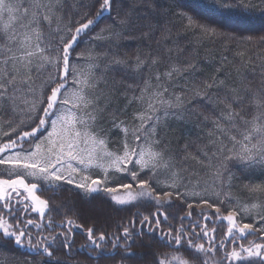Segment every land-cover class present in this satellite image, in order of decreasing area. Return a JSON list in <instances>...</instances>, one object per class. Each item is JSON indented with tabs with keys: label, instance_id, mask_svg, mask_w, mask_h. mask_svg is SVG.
Returning a JSON list of instances; mask_svg holds the SVG:
<instances>
[{
	"label": "snow or ice",
	"instance_id": "obj_1",
	"mask_svg": "<svg viewBox=\"0 0 264 264\" xmlns=\"http://www.w3.org/2000/svg\"><path fill=\"white\" fill-rule=\"evenodd\" d=\"M200 6L226 11L234 0ZM259 6L264 14V0ZM70 7L0 0V247L28 248L34 264H69L81 254L76 264H264V200L233 203L230 192L233 168L264 169V77L239 88L200 80L197 64L173 59L165 19L227 43L252 37L220 30L182 0L163 11L158 0H78L74 14ZM126 39L140 41L134 57L120 54ZM93 41L100 50L85 67L76 49ZM116 75L126 85L124 108L110 106ZM182 113L203 115L204 127L211 120L192 156L212 170L210 183L190 178L189 145L173 153L160 137L162 123ZM63 193H103L129 215L88 225L75 203H54Z\"/></svg>",
	"mask_w": 264,
	"mask_h": 264
},
{
	"label": "trees",
	"instance_id": "obj_2",
	"mask_svg": "<svg viewBox=\"0 0 264 264\" xmlns=\"http://www.w3.org/2000/svg\"><path fill=\"white\" fill-rule=\"evenodd\" d=\"M76 2L78 0H68L71 6L70 12L73 14L76 12ZM88 2L90 0H85V3ZM158 2L162 6L163 11L166 10L165 6L171 5L172 0H158ZM209 2L210 0H182L185 10L192 13H203L212 21L222 25L223 27L220 30L227 31L230 34L240 33L245 37L250 36L252 40L227 43L219 38H211L199 32L193 34L191 30H183L180 21L175 16H171L165 19V23L170 20L172 28L171 40L165 43L172 47L173 59L181 65L188 62L197 64L199 70L196 75L200 80L210 81L213 77H218L217 83L224 81L229 86L234 85L239 88L248 85L249 81H252L253 86H255V84L259 83L261 77H264V42L259 40V37L264 35V14H261L260 0H234V6L226 11L200 6L201 4L207 5ZM125 3L130 4L131 0H125ZM246 4H252L256 7L245 8L244 5ZM107 22V20L104 21V23ZM100 26L103 27V24ZM213 26H216V24H213ZM96 31L98 32L99 29L97 28ZM101 43L102 41H93L92 44L83 42L76 49L77 53H83L81 63L85 67L90 59L89 54L95 55L100 50L95 46ZM121 43L123 45L119 49L121 55H126L129 58L136 55L137 48L140 45L139 40L126 39ZM147 75L146 73V77ZM151 76L154 82L155 70H153ZM120 80V76L116 75L114 84L110 85L116 90L110 98V106L112 108H124L128 103L123 91L126 85L122 84ZM183 87L184 85L181 84L177 91H181ZM226 90L223 89V91ZM128 95L130 97L131 93L129 92ZM137 95H139V91H137ZM138 106L137 104L129 108V113L131 114L134 108ZM214 107L218 111L222 105H214ZM2 123L3 121H0V124ZM203 124V115L198 120L197 116L182 113L178 118H170L166 126L162 123L160 137L173 153L180 152L186 144L189 145L187 152L190 155H188L185 165L189 173H194L190 178L193 182L199 180L201 183L205 181L210 183L212 170L198 164L192 158L194 155L198 156L202 151V145L207 143L208 129L212 126L211 120L207 122V127H204ZM119 138V135L115 133L112 135L111 147L113 149L119 143ZM233 175L235 179L232 181L230 190L233 203L245 204L264 200V192L250 191L253 186L264 185V169L259 167L242 170L233 168ZM46 195H50V193ZM93 196L94 198L85 197L81 199L76 196H69L68 193H63L54 203L64 201L69 207H72V204L75 203L80 213V220L88 225L96 221L98 228L103 226L105 218L112 217L116 219L129 215L125 211H114L115 206L103 193H96ZM132 211H136V209L133 208ZM75 241V248L78 249L83 242V234L77 232ZM84 255L81 254L75 260L69 261V264H76V260H82ZM34 259H38V257H34V254L26 247L19 248L12 244L0 247V264H34Z\"/></svg>",
	"mask_w": 264,
	"mask_h": 264
}]
</instances>
